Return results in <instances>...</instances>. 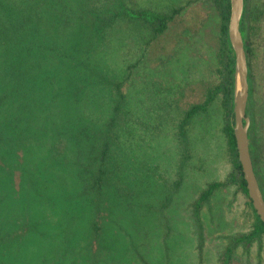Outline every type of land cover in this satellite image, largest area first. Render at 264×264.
Instances as JSON below:
<instances>
[{
    "label": "rangeland",
    "instance_id": "rangeland-1",
    "mask_svg": "<svg viewBox=\"0 0 264 264\" xmlns=\"http://www.w3.org/2000/svg\"><path fill=\"white\" fill-rule=\"evenodd\" d=\"M83 2L77 0L74 6H84L82 24L96 34L93 50L82 57L84 65L68 61L64 66L61 49L59 59L41 66L43 72L27 71L29 78H21V83L17 74L12 83L0 81V100L5 92L10 95L0 123L8 115L15 122L19 119L15 123L19 127L11 130L0 124L4 149L22 153L15 131L27 121V88L33 94L38 90L36 100L40 99L44 116L56 121L55 115L67 114L69 121L64 123L80 142L89 139L88 149L74 162V170L85 172L73 177L82 185L72 202L63 199L64 208L45 212L27 190L22 194L27 202H21L18 221L13 217L10 228L0 223V240L11 238L19 230L17 224L26 220L27 205V240L14 245L10 239L0 242V264H264V233L238 241L249 236L257 222L249 196L241 188L225 131L220 88L227 78L228 52L222 5L218 0ZM0 5L13 10L12 17L25 6L20 0H0ZM139 11L174 20L156 37L152 22L129 15ZM30 13L38 15L35 9ZM242 32L255 50L251 61L262 78L264 0H245ZM38 56L37 52L28 59ZM62 70H73L75 77L69 97H65ZM213 93L206 112L185 122L186 113L206 105ZM69 103L74 107L66 108ZM95 135L96 142L91 138ZM106 142L108 154L102 161ZM257 155V175L264 192V150L258 149ZM6 162L0 152V189L10 186L11 180L16 188L26 185L24 176L17 171L13 175L19 163L3 170ZM100 167L107 186L99 201L97 193L93 190L89 195L84 186L88 178L94 184ZM55 175L58 181V170ZM212 184L222 187L197 210L199 197ZM81 193L89 195L90 201L95 198L100 211L68 209L82 200ZM38 222L40 227L34 225Z\"/></svg>",
    "mask_w": 264,
    "mask_h": 264
},
{
    "label": "trees",
    "instance_id": "trees-1",
    "mask_svg": "<svg viewBox=\"0 0 264 264\" xmlns=\"http://www.w3.org/2000/svg\"><path fill=\"white\" fill-rule=\"evenodd\" d=\"M20 1L22 4H25V6L24 8H21L20 13L16 14L14 17H12L14 15L13 10L11 12V10H6L0 5V70L2 71L3 69V75H0L2 77L0 81L5 84L12 83V81L15 80L12 79L13 76L17 74L19 78L16 79H19L18 81L21 83L23 81L21 78H24L25 80L29 78V76H27V71H31L32 73L34 69H38V72L41 70L43 72L45 69L41 66L44 65L45 68L47 62L51 61L53 63L54 59H59L58 52L61 49L63 50L62 56L65 59V64L62 61L64 66H67L68 61L71 64L73 62L75 64L78 62L80 66V63L83 61L82 57L90 54V51L93 50L92 45L94 37L96 36L94 31L88 25L86 26L82 24V12L84 6L81 5L76 8L74 3H77V0ZM218 2L223 7L225 19L222 33L226 45L225 48H227L228 52L227 61L224 64V72L226 73L227 78L224 79L220 88L224 97V109L227 120L225 131L230 150L236 160L235 167L241 178V188L248 196L247 184L243 178L242 167L238 160L236 140L232 124L234 59L232 58L233 55L228 40V23L231 12L230 0H218ZM81 3L85 2L81 0ZM31 9H35L38 12V15L33 17L30 13ZM86 11L87 10H84L83 16L86 15ZM175 13L177 14L179 11H176ZM129 15L136 19H144L152 22L155 25L154 32L156 37L164 33L167 29L168 23L174 20L173 16L146 11L132 12ZM19 19L21 20V23ZM245 48L249 61L251 54L250 43L248 44L245 42ZM37 52L40 53V56L32 60L28 59L32 58V55ZM26 53L27 55L23 56ZM12 56L14 59H12ZM82 65H84V61ZM249 70H251V66H249ZM48 72L49 71L46 70L44 73ZM62 72H64L63 83H65V93H67L65 97H69V91L75 77L72 76L73 70H69V72L62 70ZM250 82L251 74H249V83ZM261 82L260 89L263 90L264 86ZM72 87L74 92L75 88L74 86ZM0 88H2L1 85ZM33 92L34 90L32 88H27V121H23L21 128L15 131L22 141V153H14L11 148L4 149L6 148L5 145H0V152L4 159L7 160L1 168L3 170H7L6 168L10 170V163H15V161H17L19 165L17 166V169H13V175L15 176L17 171L19 176H24L27 182L26 185L16 188L11 180L9 181L10 186L0 189V223L3 222V225L9 226V228L12 221L14 222V218L18 221L20 212H22L20 210L21 202H27V197L26 200L22 199V194L24 192L28 190V195L31 200L40 203L42 207L45 208V212L50 210L52 212H57L58 208H64V204H60L64 203L61 200L65 199L72 202L73 197L76 196L77 190L82 185V182L73 179V177L80 178L78 174L82 176L85 172H78V169L74 170V162L79 156L81 157L85 148L88 149L89 146L87 143H89V139L80 142L81 138L76 136V133L74 135L73 129H70V126H68L67 123H64V121L67 120V114L63 115V117H61V115H55L57 118L56 121L51 117L44 116L41 105H38L40 99L36 100V97H38V90L36 91V94H33ZM79 92L80 89L77 87L76 94ZM213 96L214 93L213 95H210V100L206 105L193 107L187 112L185 122L190 121L198 112H206L207 106L213 100ZM9 97L10 95L5 92L4 97L0 100V113L2 112V108L6 105L4 103L5 100L9 99ZM68 107H74V105L69 103L66 108ZM40 112L43 116L35 117L38 113L40 114ZM247 116L249 117L248 110ZM18 121L19 119H17L16 122ZM16 122L12 116L8 115L3 118V121L0 124H2V126L5 125L7 129L9 127V130H11V128L14 129V127H19L18 124H15ZM70 122L76 123V121ZM58 128H60V131H58ZM91 138L96 142V135ZM104 148L102 161L105 155L108 154L109 142L105 143ZM69 165L72 166V169L66 168ZM21 168H23V171H21ZM55 170H58V181L56 179ZM98 170L100 175L94 180V184H89L90 180L88 178L86 187L84 186V188H87L85 191L89 195L94 190L98 196L97 200L100 201L101 193L104 191L107 184L104 182L106 173L101 167ZM90 186L91 191L88 190L90 189ZM221 187L222 185L220 184L210 185L208 190L202 193L199 197L195 208L198 210L202 203L209 199L212 193ZM62 195L69 196L62 197ZM89 195L84 193L78 194L82 200H77L74 204V208L68 209H73L75 212L92 214L100 211L99 208L101 207V204L95 201V198L90 201L88 198ZM24 212H26L24 213L26 220L17 224V226L19 225V230H15L11 238H1L0 242L10 239L14 245L17 242L27 240V205L25 203ZM254 213L257 224H255L253 232L249 236L243 237L238 241L254 238L264 233V224L256 214L255 210ZM21 223H23V226L20 225ZM34 225L40 227L41 223H34Z\"/></svg>",
    "mask_w": 264,
    "mask_h": 264
},
{
    "label": "water",
    "instance_id": "water-1",
    "mask_svg": "<svg viewBox=\"0 0 264 264\" xmlns=\"http://www.w3.org/2000/svg\"><path fill=\"white\" fill-rule=\"evenodd\" d=\"M230 9L228 40L234 59L233 131L248 196L256 214L264 224V195L251 156L250 119L247 116L250 92L249 63L242 32L245 0H230Z\"/></svg>",
    "mask_w": 264,
    "mask_h": 264
},
{
    "label": "flooded vegetation",
    "instance_id": "flooded-vegetation-1",
    "mask_svg": "<svg viewBox=\"0 0 264 264\" xmlns=\"http://www.w3.org/2000/svg\"><path fill=\"white\" fill-rule=\"evenodd\" d=\"M252 57L255 58V50H251L250 58L248 61L249 66H251V70H249V74H251V82L249 83L250 92H249L248 113L250 119V130H249L250 150H251V156H252L255 172L257 175V168H258L257 151L258 149L264 150V91L260 89L261 80H262L261 83L264 86V69L262 71V78H260L256 66L254 67V64L256 65V62L254 60L251 61Z\"/></svg>",
    "mask_w": 264,
    "mask_h": 264
}]
</instances>
